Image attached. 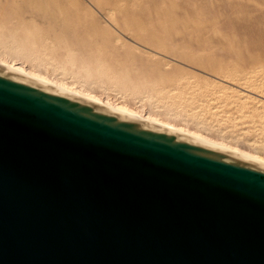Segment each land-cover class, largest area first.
I'll return each instance as SVG.
<instances>
[{
	"label": "water",
	"instance_id": "water-1",
	"mask_svg": "<svg viewBox=\"0 0 264 264\" xmlns=\"http://www.w3.org/2000/svg\"><path fill=\"white\" fill-rule=\"evenodd\" d=\"M0 264H264V173L0 76Z\"/></svg>",
	"mask_w": 264,
	"mask_h": 264
},
{
	"label": "bare ground",
	"instance_id": "bare-ground-1",
	"mask_svg": "<svg viewBox=\"0 0 264 264\" xmlns=\"http://www.w3.org/2000/svg\"><path fill=\"white\" fill-rule=\"evenodd\" d=\"M20 1H22V0H20ZM30 1H32V0H30ZM40 1H42V0H40ZM94 1L97 2V6H99V4H101L103 0H101L100 3H99V0H94ZM120 1H124V0H120ZM154 1L152 3H154ZM107 2L110 3L109 0H107ZM114 2H115V0H114ZM114 2H112V5L114 4ZM6 3L8 4V1ZM24 3H25V0H24ZM38 3H39V0H38ZM43 3H45V2H43ZM130 3L131 2H129L128 5H130ZM137 3H140V2L137 1ZM150 3H151V1H150ZM16 4H17V2H16ZM16 4H15V6H16ZM36 4H34V5H36ZM40 4H42V3H40ZM103 4H104V2H103ZM121 4L123 5V3H121ZM121 4H120V6H121ZM124 4H125V1H124ZM18 5H20V4H18ZM31 5L32 4H30V7H31ZM45 5L46 4H44V6ZM149 5L151 7V4H149ZM44 6H43L42 10L44 9ZM90 6H91V4H90ZM94 6L95 5H93V7ZM103 6L102 7L99 6L98 8L101 9L103 11V13L105 14L104 16H106L110 20L109 22L106 23L107 20L105 19V23L108 26V32L109 31L113 32V36H115L114 34H116V36H115L116 39L113 40V42H112V40L109 41L110 38H109L108 35L107 36L109 38V40H108L109 42L106 41V40H93L92 38L95 36V35L93 36L94 31L92 33L93 37L92 36L88 37V35H85V33L83 32L84 33L83 35L88 37L87 39L86 38L84 39L81 36L82 34L80 32H78V31H76V30H81L82 29V28L78 29L79 28V27H77L78 25H76L77 29L74 27L76 29L74 32H72V29H70V32H71L70 34H68L69 31H67L64 28L65 32L67 31L66 33L68 34V36H66L65 34H64L65 38H62L61 36H59L62 39L58 40L57 42L56 41L54 42L53 41L54 39L52 40V36H48V37L41 36L43 34L42 33L40 34L35 29V27H33L34 29L31 30L33 32H31L30 30H28V29H26L24 27V24L22 22L25 23V20H29V22H30V20H32L31 17H33L34 15L33 16L30 15L31 17H28V16L25 17V18L22 17V18H24V19H22V22L20 20L19 21L16 20L17 22L16 21L15 22L11 21V23H10L9 21H4L3 19H0V76L8 78V79H10L12 81H15L17 83L23 84L25 86H28V87L33 88L35 90H38L40 92L46 93V94L51 95L53 97L64 98V99H66V100H68L70 102L75 103L76 106H79V107L85 106V107L91 109L94 112H99V113L105 114L108 117H111V118L123 121L125 123H128V124H131V125L146 129L148 131H151V132H154V133H157V134L172 138L174 140H177V141H180V142L195 146L197 148H200V149H203V150H206V151L221 155L223 157L229 158V159H231L233 161H236L238 163H241L243 165H246L248 167H251L253 169H256V170L261 171V172L264 173V138H261V141H258L256 139H250V140H247V139L245 140L244 139L245 140V143H244L245 146L244 145L241 146V145H239V141H236V138L234 136H232L230 139H225V138H223L224 137L223 135L216 136V135L208 134V132H205L204 130L201 129L202 126L201 127L199 126V124H201V123H199L200 121L197 122V120H200L199 117L202 116V113H203V116H204V112L205 111L214 112V113H212V116H216V118L220 117V116L221 117L223 116L224 117L223 121H225L228 118H230L231 115L236 116V117L230 119V120H234V121L244 120V119H246L248 117H250L252 119H254L255 117H258L259 119H262V121H264V81H261V80L260 81H258V80L255 81V79L253 80L252 78L247 77V75H245L246 77H243V75H242L239 78V76L241 74L239 76L233 74V73H235V70L237 71V69L232 71L233 75L231 73H230V75H222V74H219L218 72L214 73V74H211L210 73L211 70L209 69V67L207 68V66H206L207 70L209 69V71H210L208 73H207V71L202 70V65L201 64H194V65H191V66H189L190 64H187L188 67L191 68V69H189L190 70L189 73L186 70L187 68H185V71H187L186 75L183 74L184 71L183 72L181 71L180 73H182V77L180 76V79L178 81H177V77H176V81L177 82L175 81L176 82V83L174 82L175 84L172 82L171 83V84H173L172 86L171 85L163 86V85H165L166 79L167 78L170 79L169 77L162 78L163 75L167 76V74H165V72L163 73V71H160L159 67L157 69L156 66L150 65V60L148 61L149 63H147L148 66L144 63L145 60H143L144 61L143 64L146 65V67L143 65L146 68V71L150 70L151 73L155 75V77H153V78L151 77L152 79L150 81H148V83L151 84V85H149L147 83V81H146L148 79V77L145 80V78H146L145 75H144L145 73L142 74V75H144L145 78L143 77L144 78V81H143L144 84L141 82L144 85V87L142 85L141 86L145 89V85L148 84L149 85L148 87H149V90H150L149 93H152L154 95V96L153 95H149V96L145 95V96H140V98H139L140 100H143V101H144V99L148 100V101H144V104H145V102H148L150 104L149 108H151V109L147 113L146 112L144 113V111L141 112L139 106H138L139 107V110H138L137 108L132 107V106H136L134 104H132L130 106L129 103L128 102L125 103V101L124 102L112 101L109 98L103 97V95L100 94V92L93 91L92 88L96 85L95 82L92 80L93 74H98L100 76V79H102L103 77L100 74L101 72L104 74V70H105V72L108 71L110 66H112V68H114L115 70L117 69V67L119 66L117 63H119L121 61V58H123V57L120 56L121 58H119V57L115 58V56L117 54H119L120 51L117 52V54L115 56H114V54L116 53V51H118L121 48L120 45H122L124 42L126 44L127 41H125V40H128V38L132 39V41H133V43L131 41L132 44H130L131 46L129 45V47L132 48V46H133V48H135L136 50H140L141 52H143V54L147 55L148 59L150 57L156 58V56H159V57L161 56L162 57L163 55L167 54L165 52L169 53L170 50L174 49V48L171 49V48H169L166 45V41L167 40H165V38H164L165 42L156 40V41L150 42V44L147 45L148 42H149L148 41L149 39H147L148 42H146L147 43L146 46L142 45L143 43L140 44L139 41L137 40L138 36H140V35H134L135 32L133 31V29H131L132 27L127 26V24L125 22H118L119 20L117 18H115L116 15L109 8V7H111V5L109 7H107L108 6L107 5L106 8H103ZM120 6L117 5V9ZM135 6L137 7V5H134V7ZM5 7H7V6H4V8ZM37 7H39V6L38 5L35 6V8H37ZM41 7H40V9H41ZM45 7H46V11H49V9H47L48 7L47 6H45ZM18 8L19 7L16 6L15 11ZM80 8H81V5H80ZM140 8H142V7H140ZM157 8L158 7H156V10H158ZM9 9H10V6H9ZM21 9L22 8L20 7V10ZM78 9H79V7H78ZM95 9H97V8H95ZM95 9H93V10L95 11ZM113 9H115V8H113ZM122 9L123 8H121V10ZM124 9H126V8H124ZM143 9H147V8H142V10ZM90 10H91V8H90ZM119 10L120 9H118V11ZM123 10H122V12H123ZM127 10H125V11H127ZM40 11H38V9H37V11H35V12H40ZM86 11H87V13H89L88 10H86ZM118 11H117V13H118ZM131 11H133V10H131ZM140 11H141V9H140ZM140 11L139 12H138V10L136 12L134 11L133 14L134 13L135 14L139 13V15H140ZM160 11L161 10H159V12ZM9 12H12V10L9 11ZM120 12H119V14L122 15L123 13L122 12L120 13ZM15 13H19V12H15ZM27 13L28 12L26 10V15H27ZM129 13L131 15H133L132 12L129 11ZM145 13L146 12H144L143 15H145ZM148 13H150V12H148ZM1 14L3 15V13H1ZM50 14L52 16L54 15L51 12L47 13V15H50ZM92 14H90V15L92 16ZM130 14H129V16H130ZM40 15H41V18H42L43 13L42 14L40 13ZM59 15H57V16H55L53 18L55 19ZM87 15H85V17ZM99 15H100V12H99ZM126 15L127 14H125V16L122 17V20H123V18L125 19ZM155 15H156V13H155ZM169 15H171V13ZM169 15H167V16H169ZM8 16H9V13H8ZM14 16H16V15L14 14L13 17ZM21 16H22V14H21ZM38 16H37V18H38ZM52 16H50V17L52 18ZM137 16H135V17H137ZM147 16H150V15H147ZM157 16H158V14H157ZM60 17H63V16H60ZM79 17H80V15H79ZM95 17H96V15H95ZM130 17H128V15H127L126 20H128L127 18H130ZM19 18H20V14H19ZM46 18H47V16H46ZM53 18L50 19L51 20L50 22H52V21L54 22ZM67 18H69V17H67ZM152 18H153V16H152ZM155 18L158 19V17H155ZM59 19H60V21L63 20L61 18H59ZM73 19H74V17H73ZM139 19L141 20V18H139ZM165 19L167 20V17ZM8 20H9V18H8ZM44 20H45V18H44ZM70 20H72V19H70ZM77 20L79 21L78 18H77ZM144 20H146V18ZM154 20H156V19H154ZM33 21L35 22V20H33ZM37 21H39V20H37ZM66 21L67 20H65L64 22L67 23ZM131 21L132 20H130L129 22H131ZM147 21L148 20H146V22ZM152 21H153V19H152ZM169 21H170V19H169ZM169 21L167 20V22H169ZM174 21H175V19H174ZM18 22L21 23V25H19ZM46 22H44V23H46ZM50 22L48 21L47 24H50ZM64 22H63V24L66 25ZM71 22L73 23V21H71ZM129 22H127V23H129ZM138 22H139V20H138ZM150 22H151V20H150ZM171 22H173V19H172ZM171 22H169V23H171ZM55 23H57V22H55ZM132 23H134V22H132ZM139 23H141V22H139ZM139 23L136 22V24H139ZM169 23H167L166 26H168ZM7 24H10L9 28L12 27V29L6 28ZM26 24L29 25L28 23H26ZM35 24H36V22H35ZM58 24L60 25V23H58ZM115 24H116L117 28H119V29L121 28V30L124 31L123 34L122 33L120 34L121 31L118 33V30L115 27ZM142 24H144L143 20H142ZM41 25L43 26L42 23H41ZM41 25H39V26H41ZM53 25H55V24H53ZM151 25H152V22H151ZM31 26H33V25H31ZM36 26H37V24H36ZM107 26H105V27H107ZM55 27L57 28L56 25H55ZM81 27H82V25H81ZM61 28H62V25H61ZM86 28H85V31H87ZM41 29H42V27H41ZM92 29H94V28H92ZM155 29L157 30V27H155ZM44 30H46V29L44 28ZM49 30H50V28H49ZM148 30H150V29H148ZM168 30H171V29L168 28ZM106 31H105V33H106ZM45 32H47V31H44V33ZM141 32H143V31H141ZM158 32H160V31H158ZM163 32H164L163 34H165V31H163ZM86 33H88V32H86ZM97 33H100V32H97ZM97 33H94V34H97ZM105 33H104V35H105ZM145 33H146V31L143 34H145ZM168 33H170V32H168ZM109 34H110V32H109ZM149 34L152 35V36L154 35V34H152L150 32H149ZM161 34H162V32H160L159 35H161ZM55 35H56V33H55ZM150 35H147V37L150 36ZM143 36H145V35H143ZM156 36H157L156 37L157 39L160 38V37H158V34ZM164 36H166V35H164ZM59 37L57 39H59ZM100 37H102V36H100ZM104 37H106V36H104ZM151 37H150V39H151ZM96 39H98V38H96ZM105 39H107V38H105ZM111 39H114V38L111 37ZM133 39L137 40L138 42L133 40ZM122 40H123V42H122ZM141 40H142V42H144L143 41L144 39H141ZM141 40H140V42H141ZM145 40H146V38H145ZM128 42L130 43V41H128ZM169 42H171V41L169 40L168 43ZM125 44L123 45L124 47H125ZM127 46H128V43H127ZM176 47H177V44H176ZM183 48H182V50H183ZM135 49H134V51H135ZM134 51H133L132 54H135ZM176 51H177V48L174 50V52H176ZM186 51H188V50H186ZM79 52L81 53L80 55H79ZM94 52L95 53L96 52L104 53V56H105V54L109 55V56L113 57L112 58L113 60L110 58L108 61L111 60V62L109 63L108 61H106L107 58H106V60L104 59V61H106V63L108 62L110 64L109 65V64H106V63H104L102 61H101L102 63L101 62L99 63V61H97V59L92 60V59H94L93 57L92 58L86 57L88 59H85V58L83 59V57H81V56H84V57L85 56H90L91 57ZM95 53H94L93 56H96ZM128 53L126 52V55H130ZM191 53H192V51H191ZM121 54L124 55V53H121ZM143 54H141V55H143ZM178 54H181V53L179 52ZM183 54L184 55L181 54L179 56L180 57L181 56L185 57L186 54L185 53H183ZM126 55H124V56H126ZM195 55H197V54L194 53L193 56H195ZM100 56L105 58L103 55L100 54L97 57H99V59H101V60H102V57L100 58ZM137 56H138V54H137ZM140 56H138V58ZM175 56H176V54L174 55V57ZM188 56H189V52H188ZM199 56H200V53H199L197 59L199 58ZM97 57H95V58H97ZM144 57H146V56L143 55V57H141V58H144ZM167 57H169V56H166V59H167ZM190 57H191V55H190ZM205 57L206 56H204V58ZM14 58H16V59H14ZM55 58H60V60L62 59L64 62L65 61L68 62V64H70L71 66L70 67L68 66L67 68H69L70 70H67V68L65 66H63V62H60V60L58 61L57 64L56 63H54V64L51 63V62H56ZM76 58H77V60L80 59L78 63L76 62L77 61ZM127 58L128 57L126 56V59ZM132 58H133V55H132ZM141 58L139 59V61L142 60ZM129 59H127V60H129ZM161 59H163V57ZM170 59L172 60V58H170ZM178 59H180V58H178ZM181 59L183 60L182 57H181ZM192 59H194V58H192ZM133 60L135 61V57H134ZM182 60L179 61V62L182 63L183 62ZM189 60H191V58ZM198 60H200V59H198ZM208 60H210V59H208ZM211 60H212V58H211ZM112 61L115 64H111ZM129 61H128L127 65H130ZM163 61H166V60H162L161 62H163ZM169 61L170 60H168V63H169ZM213 61H215V60H213ZM262 61H263V59H262ZM125 62H127V61H125ZM125 62H123V65L126 64ZM179 62H177V63H179ZM202 62L204 63L205 61H202ZM209 62H211V61H209ZM216 62H218V61H216ZM253 62H254V64H256L255 61H253ZM136 63H138V62H136ZM136 63H135V65H136ZM200 63H201V61H200ZM211 63H213V62H211ZM49 64H52V69L51 70H48V69H50V68H48L50 66L47 67V65H49ZM65 64H67V63H65ZM76 64H78L80 67H82V69L85 70L86 72L84 74L82 73V75H80V70H76L73 67V66H76ZM139 64H142V63H139ZM152 64H154V63H152ZM155 64L160 66V64H157L156 62H155ZM183 65H185V63ZM205 65L206 64H204L203 66H205ZM210 65H212V64H209L208 66H210ZM234 65H236V64H234ZM125 66L123 67V69L125 68ZM130 66H133V65L131 64ZM130 66H129V68H130ZM138 66H140V65H138ZM143 66H141L142 67L141 70L143 69ZM179 66H182V65H179ZM217 66H215V67H217ZM237 66H238V64H237ZM246 66H248V65H246ZM246 66L244 67V69L246 68ZM230 67H232V66H230ZM230 67H227V70H229ZM129 68L126 69V70L124 69L125 72L126 71L128 72L130 70H134V68L133 69H129ZM173 68H175V67L173 66ZM224 68H226V66ZM224 68H222L223 72H224ZM164 69H165V67H164ZM177 69H175V71H177ZM204 69H205V67H204ZM109 70L111 71V69H109ZM118 70L120 71V69H118ZM139 70L137 72H139ZM180 70H182V69H180ZM218 70L220 71L221 69H218ZM241 70L243 71V69H241ZM249 70H251V68H249ZM212 71H213V69H212ZM215 72H216V70H215ZM226 72L227 71H225V73ZM114 73H117V72H114ZM133 73L131 72V74H133ZM109 74H112V73L110 72ZM117 74H119V75L122 74V71H121V73L118 72ZM131 74H130V76H131ZM134 74L132 76H134ZM263 74H264V72H263ZM123 75H124V73L122 74V77H125L126 79L129 78L128 77L129 73H127V77L128 78L126 76H123ZM175 75H177V74H175ZM260 75L261 74H259V76ZM105 77L107 78V80H109V78L106 75L104 76V78ZM173 77H174V75H173ZM119 78H120V76H119ZM119 78H117V79L119 80ZM121 78H120V80H121ZM125 78L124 79L122 78V80H125L124 81L125 83L124 82L123 83L125 85H127L126 81L129 82L130 79L126 80ZM140 78H142V77H140ZM157 78H160L162 80L165 79L164 82H163L164 84L163 85H159L158 83H156V82H159V81L155 80ZM178 78H179V76H178ZM257 78H258V76H257ZM131 79L133 80L132 77H131ZM173 79H175V78H173ZM107 80H105L104 83ZM114 81H116V79ZM136 81H139V79L136 80ZM108 82L112 83V81H107L106 83H108ZM123 83H121L122 88L124 86V85H122ZM131 83H132V81L130 82V84ZM137 83H140V81L137 82ZM145 83H147V84H145ZM133 84L134 83H132L131 84L132 86L131 85L130 86L134 88ZM134 85L137 86L138 84L135 83ZM138 86H140V85H138ZM111 87H112V85H111ZM113 87H115V86H113ZM127 87H128V85H127ZM101 89L103 91V87H101ZM136 89L139 90V88H136ZM144 89H142V92H144V94H145L146 90L143 91ZM127 90H128V88H127ZM104 91L106 93V90H104ZM132 91L134 92V90H132ZM111 92L112 91H110V93ZM102 93H104V92H102ZM137 93H138V91H137ZM114 94H117V92L116 93L114 92ZM126 94H127V92H126ZM117 95H119V94H117ZM140 95H141V93H140ZM110 96H111V94H110ZM138 96H139V94L137 95V97ZM120 97H119V99H120ZM113 98H114V95H113ZM137 102L139 103V101H137ZM141 102L142 101H140V103ZM142 110H143V108H142ZM207 122H208V120H207ZM209 122H210V118H209ZM211 122H212V120H211ZM224 132H226V131H224ZM262 132L264 133V129H263ZM251 133H252V131H251ZM237 140H238V138H237Z\"/></svg>",
	"mask_w": 264,
	"mask_h": 264
},
{
	"label": "rangeland",
	"instance_id": "rangeland-1",
	"mask_svg": "<svg viewBox=\"0 0 264 264\" xmlns=\"http://www.w3.org/2000/svg\"><path fill=\"white\" fill-rule=\"evenodd\" d=\"M1 2H0V7L2 8H0V19H3L4 21H9L10 23H11V21L12 22H15L16 20L17 21H21L22 22V19H24L25 17H31V16H33V17H31V19L32 20H30V22H29V20H25V23L24 22H22L23 24H24V27L26 28V29H28V30H33L34 28L33 27H35V29L41 34H43V35H41V36H43V37H48V36H52V40L55 42H57L58 40H60V39H62V38H65V35L66 36H68V34H70L71 32H70V29H72V32H74L77 28H76V25H78L77 27H79L78 29H80V28H82L81 30H76V31H78V32H80L82 35V37L85 39H87L88 37H90V36H92V33H93V31H94V33H97V32H100V33H97V34H94L93 33V40H106V41H108L109 40V38H110V40L109 41H111L112 40V42H113V40H115L116 38H115V36H116V34H114L115 36H113V32H111V31H109L110 32V34H109V32H108V26H107V22H109L110 20L106 17V16H104L105 14L103 13V11L101 10V9H99L98 7L99 6H103V8H106V6L107 7H109L110 5H111V7H109L113 12H114V14L116 15L115 16V18H117L119 21L118 22H125L126 24H127V26H129V27H132L131 29H133V31L135 32L134 33V35H140V36H138V41H139V43L140 44H142V45H144V46H146V42H148V44L147 45H149L150 44V42H152V41H162V42H165V40H167L166 41V45L169 47V48H174L173 50H170L169 51V53L168 52H165V53H167V54H165V55H163L162 57H163V59H161L162 57L160 56H156V58H152V57H150L149 59L147 58V55H145V54H143V52H141L140 50H136L135 48H133V46H132V48L131 47H129V45L130 44H132L133 43V41H132V39H130V38H128V40H125V41H127L126 42V44H125V42L122 44V45H120L121 46V48L118 50V51H116V53L114 54V56L117 54V52H119V54H117L116 56H115V58H117V57H119V58H121L120 56H122L123 58H121V61L119 62V63H117L119 66L117 67V71L114 69V68H112V66H108L109 67V69H111V71L108 69V71H106L105 72V70H104V74L101 72L100 74H101V76L103 77L102 79H100V76L98 75V74H93V76H92V80L95 82V86L92 88L93 89V91H95V92H100V94H102L103 95V97H105V98H109L110 100H112V101H116V102H124L125 101V103L126 102H128L129 103V105L131 106L132 104H134V105H136V106H132V107H135V108H137L138 110H139V107H140V111L141 112H143L144 111V113L146 112H148V111H150V109L151 108H149L150 107V104L148 103V102H145V104H144V101H148V100H146V99H144V101L143 100H140L139 98H140V96H149V95H153L152 93H149V85H151L150 83H148V81H150L153 77H155V75L154 74H152L151 73V71L149 70H147L146 71V65H147V63H149L148 61L150 60V65H153V66H156L157 67V69H158V67H159V70L160 71H163V73L165 72V74H167V76H165V75H163V77L162 78H164V77H169L170 79H166V81H165V85H163L164 83V80L165 79H160V78H157V79H155L156 81H159V82H156V83H158L159 85H163V86H169V85H173V84H171L172 82L174 83L175 81H176V77H177V81L180 79V76L182 77V73H180L181 71L183 72V74H185L186 75V73H187V71H188V73H189V69H191L190 67H188V65L187 64H190L189 66H191V65H194V64H201L202 65V70H204V71H207V73L208 72H210L209 71V69L211 70V74H214V73H219V74H222V75H230V73L232 74L233 72V70H235V69H237V71L235 70V73H233L234 75H240L239 76V78L243 75V77H246L245 75H247V77H249V78H252L253 80L255 79V81H264V74H263V72H264V0H153L154 1V3H152L153 1L152 0H124L125 1V4H124V1H120V0H115V2H114V0L112 1V0H109L110 1V3L109 2H107V0H103L102 1V3L101 4H99V6H97V2H95L94 0H42V1H40L39 0V3H38V0H32V1H30V0H25V3H24V0H22V1H20V0H0ZM5 1V2H4ZM8 1V4L6 3ZM15 1V2H14ZM19 1V2H18ZM30 1V2H29ZM91 1V2H90ZM118 1V2H117ZM137 1L138 2H140V3H137ZM149 1V2H148ZM150 1H151V3H150ZM13 2V3H12ZM16 2H17V4H16ZM29 2V3H28ZM32 2V3H31ZM43 2H45V3H43ZM93 2V3H92ZM101 2V0H99V3ZM103 2H104V4H103ZM112 2H114V4L112 5ZM129 2H131L130 3V5H128V3ZM135 2V3H134ZM4 5H3V4ZM12 3V4H11ZM37 3V4H36ZM40 3H42V4H40ZM81 3V4H80ZM108 3V4H107ZM116 3V4H115ZM121 3H123V5L121 4ZM11 4V5H10ZM15 4H16V6L17 7H19L16 11H15V9H16V6H15ZM18 4H20V5H18ZM30 4H32L31 5V7H30ZM34 4H36V5H34ZM44 4H46L45 6H47L48 8L47 9H49V11L51 12V13H53L54 15L52 16L51 14L50 15H47V13H50L49 11H46V7L44 6ZM81 5V8H80V5ZM90 4H91V6H90ZM95 5L94 7L95 8H97V9H95L94 7H93V5ZM110 4V5H109ZM120 4H121V6H120ZM149 4H151V7H150V5ZM30 7H28V6ZM39 6V7H37V8H35V6ZM117 5H119L120 7L118 8V9H120L119 11H118V9H117ZM134 5H137V7L135 8L134 7ZM4 6H7V7H5L4 8ZM9 6H10V9L12 10V12H9V11H11L10 9H9ZM34 6V7H33ZM42 6V7H41ZM43 6H44V9L42 10V8H43ZM88 6V7H87ZM97 6V7H96ZM115 6V7H114ZM127 6V7H126ZM20 7L22 8L21 10H20ZM25 7V8H24ZM40 7H41V9H40ZM78 7H79V9H78ZM115 8V9H113V8ZM130 9H129V8ZM140 7H142V8H147V9H143L142 10V8H140ZM156 7H158L157 9L158 10H156ZM89 8V9H88ZM90 8H91V10H90ZM121 8H126V9H122L123 10V12H122V10H121ZM141 9V11H140V9ZM14 9V10H13ZM37 9H38V11H40V12H35V11H37ZM75 9V10H74ZM93 9H95V11L93 10ZM130 12H132V14H133V12L135 11H137L138 10V12L140 11V15H139V13H134L133 15H131L130 13H129V11ZM26 10H27V15H26ZM30 10V11H29ZM86 10H88V12L89 13H87V11ZM99 10V11H98ZM118 11V13H117V11ZM125 10H127V11H125ZM131 10H133V11H131ZM159 10H161L160 12H159ZM19 12V13H15V12ZM98 11V12H97ZM116 11V12H115ZM122 12L123 14L122 15H120L119 14V12ZM126 13H125V12ZM152 11V12H151ZM170 11V12H169ZM46 12V13H45ZM97 12V13H96ZM99 12H100V15H99ZM120 12V13H121ZM144 12H146L145 13V15H143L144 14ZM148 12H150V13H148ZM1 13H3V15L1 14ZM5 13V14H4ZM8 13H9V16H8ZM13 13V14H12ZM24 13V14H23ZM36 13V14H35ZM40 13L42 14L43 13V16H42V18H41V15H40ZM57 13V14H56ZM94 15H93V14ZM118 15H117V14ZM127 14L128 15V17H130V18H127L128 20H126V17H127V15H126V17H125V19L123 18V20H122V17H124L125 16V14ZM148 13V14H147ZM155 13H156V15H155ZM167 13V14H166ZM171 13V15H169V14ZM11 14V15H10ZM16 15V16H14L13 17V15ZM19 14H20V18H19ZM21 14H22V16H21ZM46 14V15H45ZM60 14V15H59ZM78 14V15H77ZM88 14V15H87ZM90 14H92V16L90 15ZM103 16H102V15ZM129 14H130V16H129ZM157 14H158V16H157ZM162 14V15H161ZM7 17H6V16ZM18 15V16H17ZM31 15V16H30ZM39 15V16H38ZM45 15V16H44ZM57 15H59L58 17H56L55 19L53 18V17H55V16H57ZM79 15H80V17H79ZM85 15H87L86 17H85ZM95 15H96V17H95ZM138 15V16H137ZM147 15H150V16H147ZM161 15V16H160ZM166 15V16H165ZM167 15H169V16H167ZM37 16H38V18H37ZM46 16H47V18H46ZM49 16V17H48ZM50 16H52V18H53V20H54V22L52 21V22H50L51 20L50 19H52ZM60 16H63V17H60ZM69 17L70 19H72V20H70L69 18H67V17ZM118 16V17H117ZM135 16H137V17H135ZM140 16V17H139ZM142 16V17H141ZM146 16V17H145ZM152 16H153V18H152ZM174 16V17H173ZM5 17V18H4ZM22 17H24V18H22ZM73 17H74V19H73ZM133 17V18H132ZM144 17V18H143ZM149 17V18H148ZM155 17H158V19L157 18H155ZM167 17V20L169 21V19H170V21L169 22H171L172 21V19H173V22H171V23H169V22H167V20L165 19ZM8 18H9V20H8ZM14 18V19H13ZM44 18H45V20H44ZM59 18H61V19H63V20H61L60 21V19L58 20ZM67 18V19H66ZM77 18L79 19V21L77 20ZM136 18V19H135ZM138 18V19H137ZM139 18H141V20L139 19ZM146 18V20H148L147 22H146V20H144ZM153 19V21L155 22H153L152 21V19ZM7 19V20H6ZM11 19V20H10ZM13 19V20H12ZM43 19V20H42ZM47 19V20H46ZM67 20L66 22L67 23H65L64 21L65 20ZM70 21H69V20ZM105 19L107 20L106 21V23H105ZM154 19H156V20H154ZM174 19H175V21H174ZM33 20H35V22H36V24H37V26H36V24H35V22L33 21ZM37 20H39V21H37ZM126 20V21H125ZM130 20H132L131 22H129ZM136 20V21H135ZM138 20H139V22H141V23H139L138 22ZM142 20H143V23L144 24H142ZM150 20H151V22H152V25H151V22H150ZM16 21V22H17ZM33 21V22H32ZM41 21V22H40ZM49 21L50 22V24H47V22ZM71 23H69V22ZM71 21H73V23L71 22ZM75 21V22H74ZM44 22H46V23H44ZM55 22H57V23H55ZM63 22L67 25H64L63 24ZM127 22H129V23H127ZM132 22H134V23H132ZM136 22L137 23H139V24H136ZM26 23H28L29 25H27ZM40 23V24H39ZM41 23L43 24V26L41 25ZM58 23H60V25L58 24ZM76 23V24H75ZM104 23V24H103ZM112 23V22H111ZM132 23V24H131ZM146 23V24H145ZM167 23H169L168 24V26H166V24ZM18 24L19 25H21V23H19L18 22ZM17 24V25H18ZM53 24H55L56 26H57V28L55 27V25H53ZM58 24V25H57ZM73 24V25H72ZM75 24V25H74ZM114 24V23H113ZM131 26H130V25ZM155 24V25H154ZM165 24V25H164ZM9 25L10 24H7V26H6V28H8V29H12V27H10L9 28ZM31 25H33V26H31ZM39 25H41V26H39ZM61 25H62V28H61ZM70 25V26H69ZM81 25H82V27H81ZM138 25V26H137ZM140 25V26H139ZM12 26V25H11ZM31 26V27H30ZM46 26V27H45ZM73 26V27H72ZM88 26V27H87ZM105 26H107V27H105ZM137 26V27H136ZM142 26V27H141ZM146 26V27H145ZM150 28H149V27ZM40 29H39V28ZM41 27H42V29H41ZM46 29V30H44V28ZM68 27V28H67ZM70 27V28H69ZM76 29H75V28ZM86 28V30L87 31H85V28ZM96 27V28H95ZM105 27V28H104ZM115 27L117 28V26H116V24H115ZM119 27V26H118ZM155 27H157V30L155 29ZM30 28V29H29ZM48 28V29H47ZM49 28H50V30H49ZM59 28V29H58ZM67 30V31H69L68 32V34L65 32V29ZM92 28H94V29H92ZM137 30H136V29ZM153 28V29H152ZM159 28V29H158ZM168 28L169 29H171V30H168ZM53 29V30H52ZM69 29V30H68ZM107 31H106V30ZM123 29V28H122ZM143 29V30H142ZM148 29H150V30H148ZM153 31H152V30ZM164 29V30H163ZM167 29V30H166ZM35 30V31H36ZM43 32H42V31ZM64 30V31H63ZM117 30H118V33L120 32V34L122 33H124V31L123 30H121V28L119 29V28H117ZM146 31V33L145 34H143L145 31ZM148 30V31H147ZM233 30V31H232ZM7 31V30H6ZM44 31H47V32H45L44 33ZM49 31V32H48ZM54 31V32H53ZM96 31V32H95ZM105 33V31H106V33H105V35H104V33ZM140 33H138V32ZM141 31H143V32H141ZM152 31V32H151ZM157 31V32H156ZM158 31H160V32H162V34L161 35H159L160 34V32H158ZM163 31H165V34H163L164 32ZM170 32V33H168V32ZM31 32H33V31H31ZM51 32V33H50ZM85 33V35H88V37L87 36H85V35H83L84 33ZM86 32H88V33H86ZM149 32L150 33H152V34H154L153 36L152 35H150L149 34ZM156 32V33H155ZM49 33V34H48ZM55 33H56V35H55ZM112 33V34H111ZM47 34V35H46ZM65 34V35H64ZM90 34V35H89ZM103 34V35H102ZM158 34V37H160V38H156L157 36L156 35ZM169 34V35H168ZM58 35V36H57ZM98 35V36H97ZM102 36V37H100V36ZM109 36V38H108V36ZM112 35V36H111ZM143 35H145V36H143ZM147 35H150V36H148L147 37ZM164 35H166V36H164ZM59 36H61V37H59ZM104 36H106V37H104ZM152 36V37H151ZM155 36V37H154ZM162 36V37H161ZM59 37V39H57ZM111 37L112 38H114V39H111ZM133 37V36H132ZM146 38V40H145V38ZM150 37H151V39H150ZM96 38H98V39H96ZM105 38H107V39H105ZM164 38H165V40H164ZM167 38V39H166ZM127 39V38H126ZM130 39V40H129ZM141 39H144L143 41L145 42H142V40ZM147 39H149L148 41H147ZM160 39V40H159ZM171 41V42H169L168 43V41L169 40ZM133 40H135V39H133ZM137 40H135V41H137ZM140 40H141V42H140ZM164 40V41H163ZM108 41V42H109ZM128 41H130V43L128 42ZM131 41H132V43H131ZM137 41V42H138ZM122 42H123V40H122ZM174 42V43H173ZM127 43H128V46H127ZM125 44V47L123 46ZM176 44H177V47H176ZM172 45V46H171ZM131 46V45H130ZM180 48H179V47ZM182 46V47H181ZM184 47V48H183ZM188 47V48H187ZM126 48V49H125ZM130 48V49H129ZM177 48V51L176 52H174V50ZM182 48H183V50H182ZM187 48V49H186ZM190 48V49H189ZM124 51H123V50ZM134 49H135V51H134ZM182 51H181V50ZM206 49V50H205ZM132 50V51H131ZM179 50V51H178ZM186 50H188V51H186ZM131 53H130V52ZM133 51H134V53L135 54H132L133 53ZM139 51V52H138ZM172 51V52H171ZM185 51V52H184ZM191 51H192V53H191ZM194 51V52H193ZM126 52L128 53V54H130V55H126ZM180 52L182 55H184L183 53H185L186 54V56L184 57V56H181L182 58H183V60L181 59V57L179 56V55H181V54H178V53ZM183 52V53H182ZM188 52H189V56H188ZM95 53V52H94ZM94 53L92 54V56L90 57V56H81V57H83V59L85 58V59H88V58H94V59H92V60H95V59H97V61H99V63L102 61V62H104V63H106V61H108L110 58L112 59L113 57H111V56H109V55H106L105 54V56H104V53H99V52H96L95 53V55L96 56H93L94 55ZM98 53V54H97ZM121 53H124V55H126L128 58L127 59H129L130 57V61L129 60H127L126 59V56H124L123 54H121ZM191 53V54H190ZM194 53L195 54H197V55H195V56H193L194 55ZM199 53H200V56H199V58L198 59H200V60H198L197 59V57H198V55H199ZM78 54V53H77ZM81 53L79 52V55H80ZM103 55L105 58H103L102 56H100V58L102 57V60L101 59H99V57H97V56H99V55ZM137 54H138V56H140L141 54H143L144 56H146V57H144V58H141V57H143V55H141L139 58H138V56H137ZM164 54V53H163ZM171 54V55H170ZM176 54V56L174 57V55ZM132 55H133V58H132ZM190 55H191V57H190ZM206 56L205 58H204V56ZM166 56H169V57H167V59H166ZM179 56V57H178ZM80 57V56H79ZM86 57H88V58H86ZM95 57H97V58H95ZM134 57H135V61L133 60L134 59ZM177 57V58H176ZM201 57V58H200ZM212 58V60H211V58ZM106 58H107V60H106ZM125 58V59H124ZM142 59L141 61H139V59ZM170 58H172V60L170 59ZM178 58H180L183 62L181 63V62H179V61H181L180 59H178ZM187 58V59H186ZM191 58V60H189ZM192 58H194V59H192ZM207 58V59H206ZM14 59H16V58H14ZM57 59V60H56ZM99 59V60H98ZM104 59L106 60V61H104ZM147 59V60H146ZM174 59V60H173ZM185 59V60H184ZM204 59V60H203ZM208 59H210V60H208ZM258 59V60H257ZM261 59V60H260ZM262 59H263V61H262ZM60 60V58H55V61L56 62H51V63H58V61ZM76 60H77V58H76ZM79 60L80 59H78L76 62L78 63L79 62ZM113 60V59H112ZM143 60H145V62L143 61ZM153 60V61H152ZM162 60H166V61H163V62H161ZM168 60H170L169 61V63H168ZM213 60H215V61H213ZM125 61H127V62H125ZM128 61L130 62L129 64L131 65H133V66H130V65H127L128 64ZM132 61V62H131ZM187 61V62H186ZM200 61H201V63H200ZM202 61H205L204 63L202 62ZM209 61H211V62H213V63H211V62H209ZM216 61H218V62H216ZM253 61H255V63L256 64H254V62ZM19 62V61H18ZM21 62V61H20ZM60 62H63V66H65L66 68L69 66H71L70 64H68V62H64L62 59L60 60ZM101 62V63H102ZM109 63L111 62V60L110 61H108ZM106 63V64H109V63ZM123 62H125L126 64H124L123 65ZM134 62V63H133ZM136 62H138V63H136ZM143 62L146 64V65H144L143 64ZM155 62L157 63V64H160V66L159 65H156L155 64ZM165 62V63H164ZM171 62V63H170ZM177 62H179V63H177ZM190 62V63H189ZM194 62V63H193ZM223 64H222V63ZM252 62V63H251ZM258 62V63H257ZM65 63H67V64H65ZM135 63H136V65H135ZM139 63H142V64H139ZM152 63H154V64H152ZM168 63V64H167ZM175 65H174V64ZM185 63V65H183ZM203 63V64H202ZM208 63V64H207ZM111 64H115V63H113V61H112V63ZM121 64V65H120ZM172 64V65H171ZM204 64H206L205 66H203ZM209 64H212V65H210V66H208ZM219 64V65H218ZM222 64V65H221ZM231 64V65H230ZM234 64H236V65H234ZM237 64H238V66H237ZM78 64H76V66H73L76 70H80V75H82V73L84 74L86 71L85 70H83L82 69V67H80L79 65V67L77 66ZM110 65V64H109ZM126 65V66H125ZM138 65H140V66H138ZM145 67H144V66ZM164 65V66H163ZM166 65V66H165ZM179 65H182V66H179ZM187 65V66H186ZM219 67H218V66ZM221 65V66H220ZM234 65V66H233ZM242 65V66H241ZM246 65H248V66H246ZM251 65V66H250ZM253 65V66H252ZM48 66H50V67H48ZM122 66V67H121ZM125 66V70L126 69H128L129 68V66H130V68L129 69H133L134 68V70H130L133 74H134V76H132L133 74H131V72L130 71H126L125 72V70L123 69V67ZM138 66V67H137ZM141 66H143V69L145 70H141ZM148 66V65H147ZM163 66V67H162ZM173 66L175 67V68H173ZM206 66H207V68L209 67V69L207 70V68H206ZM215 66H217V67H215ZM226 66V68H224ZM230 66H232V67H230ZM241 66V67H240ZM246 66V68L244 69V67ZM47 67L48 68H50V69H48V70H51L52 69V64H49V65H47ZM140 67V68H139ZM164 67H165V69H164ZM183 67V68H182ZM204 67H205V69H204ZM215 67V68H214ZM221 67V68H220ZM227 67H230L229 68V70H227ZM243 67V68H242ZM72 68V67H71ZM116 68V67H115ZM136 68V69H135ZM162 68V69H161ZM178 68V69H177ZM185 68H187L186 70L187 71H185ZM222 68H224V72H223V70H222ZM243 69V71L241 70V69ZM249 68H251V70H249ZM118 69H120V71L118 70ZM122 69V70H121ZM139 70V72H137L138 70ZM175 69H177V71H175ZM180 69H182V70H180ZM212 69H213V71H212ZM218 69H221L220 71L218 70ZM226 69V70H225ZM247 69V70H246ZM67 70H70L69 68H67ZM124 70V71H123ZM166 70V71H165ZM170 70V71H169ZM193 70V69H192ZM215 70H216V72H215ZM254 70V71H253ZM60 71V70H59ZM84 71V72H83ZM113 71V72H112ZM121 71H122V74L124 73V75L123 76H126L127 77V73H129V78L128 79H130V81L128 82V81H126L127 83V85H128V87H127V85H125L124 83V81L125 80H122V78L124 79L125 77H122V74H117L118 72L119 73H121ZM143 71V72H142ZM175 71V72H174ZM225 71H227L226 73H225ZM68 72V71H67ZM111 72L112 74H109V73ZM114 72H117V73H114ZM167 72V73H166ZM179 72V73H178ZM138 73V74H137ZM145 73V74H144ZM147 73V74H146ZM149 73V74H148ZM170 73V74H169ZM173 73V74H172ZM177 74V75H175V74ZM252 73V74H251ZM107 76L108 78H109V80H107V78L105 77L104 78V76ZM117 74V75H116ZM130 74H131V76H130ZM142 74H144L145 75V77H144V75H142ZM232 74V75H233ZM259 74H261L260 76H259ZM120 76V78H121V80H120V78H119V76ZM140 75V76H139ZM173 75H174V77H173ZM171 76V77H170ZM178 76H179V78H178ZM256 76V77H255ZM257 76H258V78H257ZM68 77V76H67ZM94 77V78H93ZM131 77L133 78V80L131 79ZM140 77H142V78H140ZM145 78V80L147 79V77H148V79L146 80L147 81V83L149 84H147V83H145V84H147V85H145V89L143 88L144 87V83H143V81H144V78ZM152 77V78H151ZM260 77V78H259ZM117 78H119V80L117 79ZM136 78V79H135ZM172 78V79H171ZM173 78H175V79H173ZM98 79V80H97ZM116 79V81H114ZM126 79V78H125ZM128 79H126V80H128ZM139 79V81H140V83H137V82H139V81H136V80H138ZM97 80V81H96ZM105 80H107V81H112V83L111 82H108V83H104V81ZM114 81V82H113ZM119 81V82H118ZM122 81V82H121ZM132 81V83H136V84H138V85H140V86H135L134 84H133V86H134V88L133 87H131L132 85V83L130 84V82ZM161 81V82H160ZM171 81V82H170ZM176 81V82H177ZM103 84H102V83ZM117 82V83H116ZM123 83L122 85H124L123 86V88H122V86H121V83ZM168 82V83H167ZM175 82V83H176ZM110 83V84H109ZM161 83V84H160ZM174 83V84H175ZM111 85H112V87H111ZM119 85V86H118ZM131 85V86H130ZM143 87H142V86ZM113 86H115V87H113ZM148 88H147V87ZM101 87H103V91H102V89H101ZM126 87V88H125ZM131 87V88H130ZM127 88H128V90H127ZM136 88H139V90H137ZM147 88V89H146ZM96 89V90H95ZM117 89V90H116ZM130 89V90H129ZM134 90V92L132 91V90ZM142 89H144L143 91H145V94H144V92H142ZM104 90H106V93H105V91ZM126 90V91H125ZM108 91V92H107ZM110 91H112L111 93H110ZM137 91H138V93H137ZM102 92H104V93H102ZM114 92L116 93L117 92V94H119V95H117V94H114ZM126 92H127V94H126ZM133 92V93H132ZM136 92V93H135ZM152 92V91H151ZM129 93V94H128ZM140 93H141V95H140ZM110 94H111V96H110ZM121 94V95H120ZM139 94V96L137 97V95ZM105 95V96H104ZM113 95H114V98H113ZM123 95V96H122ZM121 96V97H120ZM126 96V97H125ZM133 96V97H132ZM154 96V95H153ZM116 97V98H115ZM119 97H120V99H119ZM131 98V99H130ZM134 98V99H133ZM115 99V100H114ZM125 99V100H124ZM128 99V100H127ZM136 100V101H135ZM137 101H139V103L137 102ZM140 101H142L141 103H140ZM137 102V103H136ZM144 105H143V104ZM142 106H141V105ZM162 104V103H161ZM148 105V106H147ZM139 106V107H138ZM143 108V110H142V108ZM212 113H214V112H212V111H205L204 112V116H203V113H202V116L201 117H199V119L200 120H197V122H199V123H201V124H199V126L201 127V129L202 130H204L205 132H208V134H211V135H216V136H219V135H223L224 137L223 138H225V139H230L232 136H234L235 138H236V141H239V145H241V146H245V140L247 139V140H250V139H256V140H258V141H261V138H264V133L262 132L263 131V129H264V121H262V119H259L258 117H255L254 119H252V118H250V117H248V118H246V119H244V120H240V121H234V120H230V119H232V118H234V117H236V116H234V115H231V117L230 118H226L227 120H225V121H223L224 120V117L222 116H220V117H217L216 118V116H212ZM212 116V117H211ZM209 118H210V122H209ZM207 120H208V122H207ZM211 120H212V122H211ZM215 122V123H214ZM214 123V124H213ZM219 123V124H218ZM247 124V125H246ZM256 124V125H255ZM263 125V126H262ZM210 126V127H209ZM215 128H214V127ZM213 127V128H212ZM204 128V129H203ZM211 128V129H210ZM224 131H226V132H224ZM247 133H246V132ZM251 131H252V133H251ZM250 132V133H249ZM261 135V136H260ZM240 136V137H239ZM242 137V138H241ZM237 138H238V140H237ZM259 138V139H258ZM245 139V140H244ZM235 140V139H234Z\"/></svg>",
	"mask_w": 264,
	"mask_h": 264
}]
</instances>
